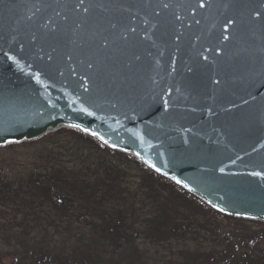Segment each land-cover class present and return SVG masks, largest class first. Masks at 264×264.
<instances>
[{
	"label": "water",
	"instance_id": "1",
	"mask_svg": "<svg viewBox=\"0 0 264 264\" xmlns=\"http://www.w3.org/2000/svg\"><path fill=\"white\" fill-rule=\"evenodd\" d=\"M61 128L264 223V0H0V147Z\"/></svg>",
	"mask_w": 264,
	"mask_h": 264
},
{
	"label": "trees",
	"instance_id": "2",
	"mask_svg": "<svg viewBox=\"0 0 264 264\" xmlns=\"http://www.w3.org/2000/svg\"><path fill=\"white\" fill-rule=\"evenodd\" d=\"M59 132L71 137L74 143L69 145L56 140ZM42 142L54 143L57 148L42 149L39 153L41 166L32 173L10 178L0 171V214L7 207H11L13 214L5 226L0 224V236L6 232L14 236V228H10L13 225L20 228V234L27 236L29 222L37 224L39 231H47L70 218L89 225L95 234L68 254L48 247L44 240L34 244L20 240L22 254L18 257L11 253L15 255L13 264H122L119 259L102 260L101 250H105V243H108L113 249L126 247L124 250L130 256L137 254L134 242L140 235L138 230H142L145 239L156 243L170 237L195 238L202 231L222 245L220 250L204 254L183 253L187 256L180 259L182 261L164 264H264V255H235L231 234L215 236L212 225L215 219L231 217L213 210L134 156L114 151L74 129L63 128L36 141ZM131 169L138 172L137 177L131 174ZM19 213L21 218H17ZM262 237L238 235L235 246L255 248ZM5 240L9 242L8 237ZM7 254L0 251V264ZM125 264L143 263L139 257L138 261L127 260Z\"/></svg>",
	"mask_w": 264,
	"mask_h": 264
},
{
	"label": "rangeland",
	"instance_id": "3",
	"mask_svg": "<svg viewBox=\"0 0 264 264\" xmlns=\"http://www.w3.org/2000/svg\"><path fill=\"white\" fill-rule=\"evenodd\" d=\"M59 130L54 132H58ZM59 133V136L55 138L56 140L68 142L69 145L74 143L71 137L62 134V132ZM36 141L37 140L0 147V171L10 178H19L39 168L42 162V158L39 156L40 151L45 148L56 149L57 147L54 143L42 142L38 144ZM64 161H68V159ZM130 172L133 176H138V172L136 173L135 169H131ZM130 184L134 185V183ZM9 209L7 207L5 211L0 214V224L4 226L6 225L5 223L13 217L11 207H9ZM18 217L21 218L22 214L19 213L17 218ZM66 220L67 219H64L61 223L49 227L47 231H42L43 229L39 231V228H36L37 224L29 222L28 226L30 228L27 236L20 234V228H18L17 225H13L10 228H14L12 231L14 236L9 232L4 233L3 237L0 236V251L9 253L1 258V263L13 264L15 255L11 253H15L18 257L21 256L22 249L19 245L20 240L28 244L38 243V241L41 243L44 240L48 247L64 250L65 253L68 254L72 252L74 248L81 247L83 243L88 242L95 234L87 224L78 223L75 219L71 218L69 221ZM235 220L234 218H216L212 224L215 236L220 238L227 233L234 236L231 245L233 246L232 249L235 255L244 253H252L256 256L264 255V224L251 220ZM136 227L140 226L136 225ZM138 231L140 235L134 242L137 254H132L130 256V253L124 250L126 247L122 249H113L108 243H105V250H101L102 260L108 261V259H111L113 261L114 259H119L122 264H125L127 260L136 262V260L138 261L139 257H141L143 264H164L175 260L182 261L180 259L197 252L204 254L207 251L210 252L211 250H220L222 248V245L217 243V240L213 238L211 234L202 231H200V234H198L199 236L195 238L186 237L184 239H176L170 237L159 243L145 239L142 230ZM238 235H244L249 238L255 235H263V237L260 238L255 248H252V246H239L240 248H236L235 245L237 241L235 236ZM6 237L9 238V242L5 240ZM21 258L22 261L25 260L24 257Z\"/></svg>",
	"mask_w": 264,
	"mask_h": 264
},
{
	"label": "snow or ice",
	"instance_id": "4",
	"mask_svg": "<svg viewBox=\"0 0 264 264\" xmlns=\"http://www.w3.org/2000/svg\"><path fill=\"white\" fill-rule=\"evenodd\" d=\"M201 6H203V5H201ZM82 111H86V110L82 109ZM88 114L91 115V113H88ZM157 171H159V169H157ZM221 171H223V169H221ZM252 175L260 176L261 174L259 172H256V173H252ZM177 183H180V181H177Z\"/></svg>",
	"mask_w": 264,
	"mask_h": 264
}]
</instances>
